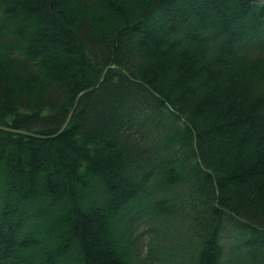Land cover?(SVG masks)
<instances>
[{"label":"trees","instance_id":"16d2710c","mask_svg":"<svg viewBox=\"0 0 264 264\" xmlns=\"http://www.w3.org/2000/svg\"><path fill=\"white\" fill-rule=\"evenodd\" d=\"M0 126V264H264V0H0Z\"/></svg>","mask_w":264,"mask_h":264},{"label":"rangeland","instance_id":"374dc122","mask_svg":"<svg viewBox=\"0 0 264 264\" xmlns=\"http://www.w3.org/2000/svg\"><path fill=\"white\" fill-rule=\"evenodd\" d=\"M155 227H157L155 222L143 223L138 228V235H140L138 239V247H139V256L147 257L149 256L148 250H152L154 248V252L157 257H162L164 259V255H168L170 250V241H164L160 237H154ZM173 243V244H172ZM171 244L174 245V242ZM162 250V252H160ZM168 250V251H167ZM160 252V253H159ZM179 262V259L172 261L169 257L166 258L165 262L157 261L155 259H151V264H175Z\"/></svg>","mask_w":264,"mask_h":264},{"label":"water","instance_id":"95a60500","mask_svg":"<svg viewBox=\"0 0 264 264\" xmlns=\"http://www.w3.org/2000/svg\"><path fill=\"white\" fill-rule=\"evenodd\" d=\"M86 91L82 92V93H85ZM79 97V96H78ZM73 111H74V108L70 111L65 123L63 124L60 132L63 130V128H65V126L68 124L72 114H73ZM0 130L1 131H6V132H10V133H15V134H19V135H23V136H29V137H34V138H38L37 136L33 135V134H30V133H27V132H23V131H19V130H12V129H9V128H4V127H1L0 126Z\"/></svg>","mask_w":264,"mask_h":264},{"label":"bare ground","instance_id":"6f19581e","mask_svg":"<svg viewBox=\"0 0 264 264\" xmlns=\"http://www.w3.org/2000/svg\"><path fill=\"white\" fill-rule=\"evenodd\" d=\"M85 91L87 92L88 90H85ZM83 92H84V91H83ZM86 92H85V93H86ZM82 94H84V93H81V94L79 95V97H80ZM79 97L76 98V101H75V103H74V106H73L74 110H75V108H76L77 101H78ZM73 108H72V109H73ZM72 109H71V110H72ZM73 112H74V111H73ZM66 119H67V118H66ZM70 119H71V118H70ZM65 121H66V120H65ZM69 121H70V120H69ZM64 123H65V122H64ZM68 124H69V122H68ZM68 124H67V125H68ZM67 125L65 126V128L67 127ZM62 126H63V125H62ZM62 126H61V128H62ZM61 128H60V130H61ZM65 128H63V130H64ZM60 130H59L54 136L59 135V134L63 131V130H62V131L60 132ZM23 132H25V131H23ZM27 133H29V132H27ZM30 134H33V133H30ZM33 135H35V136L38 137V138H36V139H45V138H47V137H45V136H39V135H36V134H33ZM33 138H34V137H33Z\"/></svg>","mask_w":264,"mask_h":264}]
</instances>
